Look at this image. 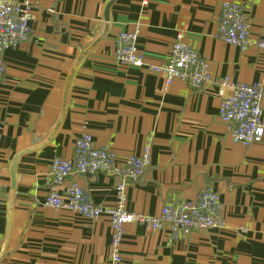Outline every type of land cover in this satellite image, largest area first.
Returning a JSON list of instances; mask_svg holds the SVG:
<instances>
[{
  "label": "crops",
  "instance_id": "obj_1",
  "mask_svg": "<svg viewBox=\"0 0 264 264\" xmlns=\"http://www.w3.org/2000/svg\"><path fill=\"white\" fill-rule=\"evenodd\" d=\"M28 1L30 37L5 51L0 77V264H264V132L243 146L218 115L236 82H260L264 110V0H237L250 24L245 50L215 35L223 0ZM135 27L143 63L120 64L115 36ZM178 30L211 82L165 86L149 69ZM83 134L118 157L149 144L151 166L125 186L127 210L154 215L209 185L221 225L184 235L129 222L114 261L107 214L87 219L45 204L51 160L73 159ZM117 181L74 172L56 190L77 183L109 207Z\"/></svg>",
  "mask_w": 264,
  "mask_h": 264
},
{
  "label": "built area",
  "instance_id": "obj_2",
  "mask_svg": "<svg viewBox=\"0 0 264 264\" xmlns=\"http://www.w3.org/2000/svg\"><path fill=\"white\" fill-rule=\"evenodd\" d=\"M149 0H141L145 5ZM31 18L28 0H0V77L5 71L3 55L30 37ZM249 20L237 0H223L217 18L215 35L224 43L245 50L250 44ZM137 27L120 31L115 36V57L120 64L142 65L143 54L137 49ZM264 49V40L258 42ZM149 69L159 74L165 86L178 78L190 86H201L212 81L205 60L184 40L178 30L167 58ZM221 85H228L222 81ZM230 93L221 95L218 115L227 124L232 140L243 146L259 140L264 132V110L261 105L263 88L260 82L229 84ZM151 166L150 146L146 144L138 154L118 157L114 150L96 146L89 134L80 136L74 146V158L54 157L49 164V184L45 204L68 210L87 219L107 214L110 219V250L112 259L121 260L119 245L124 225L136 222L149 231L167 228L171 233L188 235L195 230L217 227L222 223V204L217 191L204 186L193 200L169 202L157 214L147 215L127 210L125 186L142 178ZM91 175L104 173L117 177L115 202L105 207L95 204L84 187L70 184L62 193L56 187L71 173Z\"/></svg>",
  "mask_w": 264,
  "mask_h": 264
},
{
  "label": "water",
  "instance_id": "obj_3",
  "mask_svg": "<svg viewBox=\"0 0 264 264\" xmlns=\"http://www.w3.org/2000/svg\"><path fill=\"white\" fill-rule=\"evenodd\" d=\"M14 162H15V160L13 161L12 169H11V179H12V182H13V165H14Z\"/></svg>",
  "mask_w": 264,
  "mask_h": 264
}]
</instances>
